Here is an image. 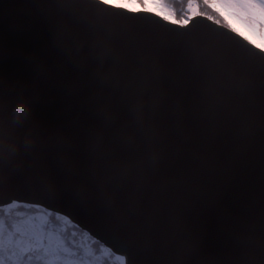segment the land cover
Returning <instances> with one entry per match:
<instances>
[{"label": "water", "instance_id": "obj_1", "mask_svg": "<svg viewBox=\"0 0 264 264\" xmlns=\"http://www.w3.org/2000/svg\"><path fill=\"white\" fill-rule=\"evenodd\" d=\"M207 17L204 14L194 17V34L207 38L208 43L218 51H223L233 64L244 61L264 63V55L253 45L231 32L229 27ZM119 23L131 27L142 36L157 39L176 37L181 31H169L173 26L154 16L120 19ZM0 33L4 35L7 45L6 53L0 59V72L9 82L0 95V121L10 120L12 106L18 99L23 97L29 101L30 117L19 127L25 150L33 151L39 158L41 171L50 169L56 179L63 183V172L57 158L71 159L81 169H86L87 163H92L91 160L86 163L84 153L92 134L103 131L102 120L97 115L99 107L108 104L120 113L122 125L131 123V117L120 103V93L110 86L102 85L94 73L111 70L123 87L132 79L135 65L129 63L126 53H122L123 59L119 66L106 62L101 68L89 55L87 34L75 26L70 28L63 41L70 51L56 49L54 30L43 21L38 8L29 0H0ZM30 57L36 58L39 71L29 63ZM164 73L165 78L155 93L144 97L145 102H148L161 90L164 93L163 107L154 120L165 136L161 147L171 153L180 143L172 131L177 123L175 105L179 102L183 110L179 124L185 135L193 138L190 150L197 151L200 149V135L207 126V120L202 118L203 113L218 98L230 107H234L239 98L230 96L220 80L187 71L181 66L177 55L164 62ZM216 107L221 115L218 121L219 135L208 154L221 170L233 155H236V159L227 174L221 171L214 183H209L203 177L197 185L182 193L180 199H170L168 212L158 221L152 236L155 246L150 250L143 247V236L138 238L135 248L118 243L113 234L111 217L100 211L95 201L89 207L82 208L67 196L48 201L35 189L18 190L11 187L0 194V205L15 200L40 204L58 211L122 256L125 264H176L182 246L190 239H199L200 248L196 254L185 258V264H256L258 258L254 254L247 257L241 255L235 246L234 237L239 235L250 239L255 245L258 235V205L254 203V198L259 194L260 169L264 163L260 156L259 132L249 143L244 129L258 124L259 113L256 109L248 108L228 117V108ZM34 125L38 126L35 129L37 134L25 136L34 131ZM128 135L138 138L139 133L136 128L129 126ZM120 156L123 160L141 161L145 175L151 178L153 185L159 183L160 175L151 174L143 153L127 149ZM194 169L190 153H185L182 166L166 167L163 175H188ZM83 179V174L75 177L77 182ZM88 186L94 196L98 195L94 184L89 182ZM113 187L109 185V191ZM134 187V182L129 181L117 193L121 206H126L128 198L134 195ZM217 192V203L212 206L209 200ZM150 196L149 190L143 201L145 207ZM185 204L188 207L183 212V231H180L173 217ZM246 204L252 207L251 213L245 212L243 205ZM251 224H257L256 233L248 230ZM119 236L121 240L127 239L124 231H120Z\"/></svg>", "mask_w": 264, "mask_h": 264}, {"label": "snow or ice", "instance_id": "obj_2", "mask_svg": "<svg viewBox=\"0 0 264 264\" xmlns=\"http://www.w3.org/2000/svg\"><path fill=\"white\" fill-rule=\"evenodd\" d=\"M132 2V0H129ZM209 5V0H204ZM29 3L38 8L43 21L54 30V46L62 52H68L63 41L72 26L83 31L88 37V51L92 61L101 68L106 62L119 66L122 62V53H126L130 64L135 65L132 79L121 87L120 81L114 72L97 71L94 77L105 86H110L120 93V103L131 117V123L121 124L120 113L105 104L98 108L97 115L102 120L103 131L94 132L87 151L84 153L86 169L77 167L68 158H57L63 172V183L59 182L51 170L41 171L39 158L33 151L25 150V143L20 137V130L12 128L9 136L15 145L0 142V194L15 187L18 190H37L48 201H55L61 196H67L82 208H87L95 201L100 211L111 217L113 221L114 237L118 243L127 248L137 247V240L143 236L145 250L152 249L155 244L152 239L158 221L168 212L170 199H180L182 193L190 190L197 182L206 177L209 183H214L216 176L223 171L227 174L236 155L230 158L223 170L216 167L214 159L208 154L210 146L216 141L221 119L219 108H228L227 116L231 117L245 109L253 108L259 113L257 125L248 126L244 134L251 143L257 131L260 139V156L264 163V63L255 64L250 61L231 63L223 51H218L210 45L207 38L192 32V21L197 15L187 18L178 17L174 11L167 10L163 0H135L137 7H126L115 0H29ZM146 3L155 7L150 9ZM189 2V9H192ZM220 17L227 22L231 32L237 34L253 45L260 54L264 55V0H211L210 6ZM192 12V11H191ZM203 15V13H200ZM144 16H154L168 25L173 26L169 31L181 30L180 35L171 38L157 39L151 36H142L131 27L119 23L120 19L131 20ZM212 20V16L207 17ZM219 24V20L216 21ZM7 50L4 35L0 33V59ZM80 49L78 48L77 51ZM100 53V54H98ZM177 55L181 66L195 74L220 80L230 96L238 97L234 107H230L223 99H217L214 104L203 113L202 118L207 120L200 138V149L191 151L193 138L185 135L179 120L183 110L179 102L175 105L174 115L177 123L173 128L180 143L169 153L161 145L165 136L156 126L154 120L163 107L164 93L161 90L145 102L144 97L155 93V89L162 84L165 78L164 62ZM29 63L39 71L35 57L29 58ZM137 81H139L137 85ZM9 82L0 72V95L3 94ZM30 117V114L27 118ZM26 118V119H27ZM137 129L139 136L134 138L128 135V127ZM34 131L25 136L36 135ZM35 142L33 141V146ZM109 145L110 147H106ZM133 149L143 153L148 168L153 176L160 175L158 184L153 185L149 176L145 175L141 161L123 160L120 153ZM185 153H190L195 169L191 174H181L175 177L163 175L166 167L182 166ZM83 174L84 179L77 182L75 177ZM129 181L134 182V195H131L126 206L118 203L117 193ZM89 182L95 185L98 195H93ZM109 185H113L109 191ZM151 191L148 206L143 204L145 193ZM203 194V193H202ZM219 193H214L209 200L215 206ZM13 203L16 201L13 200ZM258 205V235L255 245L250 239L239 235L234 237L235 246L241 255L247 257L254 254L258 259L256 264H264V167L260 169L259 194L254 198ZM188 207L184 205L173 217L180 231H183L182 216ZM245 212L251 213L250 205H243ZM12 231L5 240L6 228ZM250 232H257V224L249 225ZM124 231L127 239L121 240L119 233ZM27 240V246L25 241ZM7 243L18 248L19 254L15 264H23L25 256L29 260L32 254L38 253L36 259L45 257V264H60L64 252L60 247L50 249L45 246L42 236L29 233L24 222L9 226L0 218V264L8 259L3 253L7 250ZM200 248L199 239H190L184 243L176 264H185V258L196 254ZM42 254V255H39Z\"/></svg>", "mask_w": 264, "mask_h": 264}, {"label": "trees", "instance_id": "obj_3", "mask_svg": "<svg viewBox=\"0 0 264 264\" xmlns=\"http://www.w3.org/2000/svg\"><path fill=\"white\" fill-rule=\"evenodd\" d=\"M163 2L178 17H189L192 13L202 12L212 16L214 20L226 23L210 7L211 0L209 5L205 4L204 0H163ZM189 2L193 6L192 12L189 9ZM0 218H3L9 226L24 222L30 234L37 233L43 237L46 247L53 250L60 247L64 252L60 258V264H125L122 256L114 253L68 216L43 205L24 201L0 205ZM11 231V227L6 228V242ZM27 243L26 240V246ZM19 251L14 244L7 243V250L3 253L8 257L5 264H15ZM37 255L38 253L34 252L31 260L25 256L23 264H45V260L51 259V257H45L38 261Z\"/></svg>", "mask_w": 264, "mask_h": 264}, {"label": "clouds", "instance_id": "obj_4", "mask_svg": "<svg viewBox=\"0 0 264 264\" xmlns=\"http://www.w3.org/2000/svg\"><path fill=\"white\" fill-rule=\"evenodd\" d=\"M31 112L29 101L21 97L12 106L10 120L0 121V142L15 145L16 141L9 136V130L20 127Z\"/></svg>", "mask_w": 264, "mask_h": 264}, {"label": "rangeland", "instance_id": "obj_5", "mask_svg": "<svg viewBox=\"0 0 264 264\" xmlns=\"http://www.w3.org/2000/svg\"><path fill=\"white\" fill-rule=\"evenodd\" d=\"M115 2L116 3H119V4H122V5H124V6H126V7H137L138 5H136L135 4V0H132V2H129V0H115ZM164 3V2H163ZM164 6H165V8L167 9V10H169L168 8H167V6H166V4L164 3ZM146 7H148V8H150V9H152V8H154L155 6L154 5H152V4H149V3H146ZM200 13H202V12H197V14H200ZM193 14H196V13H193ZM192 15V14H191ZM190 15V16H191ZM204 15H206V14H204ZM206 16H208V15H206ZM185 18H187L186 16H185ZM212 20H214V19H212ZM214 21H217V20H214ZM226 22V21H225ZM219 24H223V25H225V26H227L228 27V24H227V22L226 23H224V22H219Z\"/></svg>", "mask_w": 264, "mask_h": 264}]
</instances>
